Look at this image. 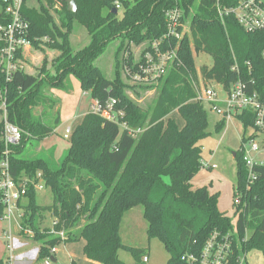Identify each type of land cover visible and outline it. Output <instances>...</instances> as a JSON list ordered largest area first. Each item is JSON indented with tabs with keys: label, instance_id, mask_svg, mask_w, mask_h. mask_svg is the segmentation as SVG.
Wrapping results in <instances>:
<instances>
[{
	"label": "trees",
	"instance_id": "1",
	"mask_svg": "<svg viewBox=\"0 0 264 264\" xmlns=\"http://www.w3.org/2000/svg\"><path fill=\"white\" fill-rule=\"evenodd\" d=\"M74 1L75 13L67 11L64 0H35L32 6L24 7L30 37L39 39L32 43L33 47L58 52L52 61L54 71L51 74L43 66L34 76L21 69L12 81L3 83L7 119L23 133L20 144L11 147L12 175L37 181L40 173L52 193L51 205L40 207L30 186L19 205L23 211L21 233L39 245L38 259L49 256L50 249L61 244L50 229H41L47 211L57 222L55 230L65 232L67 243L85 241L83 254L88 260L123 264L119 259L121 250L142 258V251L124 245L119 233L125 212L138 206L143 208L148 239L159 240L169 255L166 264H198L182 258H198L213 233L230 234L236 255L256 251L264 258V167L254 169L256 179L248 185L243 154H235L233 194H240V203L233 204L232 218L218 209V194L210 193L206 187L192 189L190 184L202 168L199 143L209 136L206 107L194 102L197 72L193 50L213 59L211 68H202L203 77L225 87L239 77L231 71L234 59L242 73L249 62L252 77L264 93V30L246 33L232 15L221 22L215 10L217 0H126L121 17L112 14L107 0ZM219 1L225 7L238 2ZM175 6L182 9L183 21L190 20L189 33L180 41H169L171 46L179 43L178 60L155 86L151 106L143 109L126 95L128 86L120 71L116 69L113 78L108 79L96 61L115 41H119L118 53L131 57L129 43L150 46L161 39L166 33L164 12ZM3 20L0 10V23ZM74 22L85 28L90 38L79 50H74L70 40ZM43 38L47 42L40 41ZM123 64L124 58L121 71ZM66 74H72L92 99L101 103L115 99L116 109L124 111L122 120L144 131L132 138L117 124L87 112L73 130L59 163L53 156L52 160L24 157L26 142L51 137L59 125L58 113L51 127L36 119L33 110L53 102L42 94L45 83L59 86ZM174 112L183 122L181 127L170 118ZM237 119L245 129L253 123L249 116L239 115ZM224 123L220 120L216 124V132ZM2 130L0 124V157L5 149ZM2 215L0 202V219ZM0 264L6 263L0 259Z\"/></svg>",
	"mask_w": 264,
	"mask_h": 264
},
{
	"label": "built area",
	"instance_id": "2",
	"mask_svg": "<svg viewBox=\"0 0 264 264\" xmlns=\"http://www.w3.org/2000/svg\"><path fill=\"white\" fill-rule=\"evenodd\" d=\"M35 0H0V10L4 15V20L0 23V124L3 125L2 140L5 146L0 157V202L3 206L1 223H5L6 231L4 237L7 240L6 248L9 257L6 264H15L17 256L14 252L21 246L14 237L13 227L16 225V213L18 212L20 221L18 229L22 232V216L20 202L28 192V188L33 186L34 190L43 189L45 183L41 174L34 178H15L12 175L10 153L11 147L17 146L22 140L23 133L7 119V99L6 90L3 83L12 81L17 71L21 70V54L25 50L33 47L32 43L39 39H31L30 23L23 15L24 7L30 6ZM111 3L112 10H116V15H122L125 10L126 0H107ZM215 10L218 19L223 22L228 16H233L238 25L246 32L253 33L264 30V0H238L233 7H225L217 0ZM166 21V33L159 40L153 41L150 46L142 43L139 46L138 57L134 59L133 54L124 56L122 67L124 77L137 85L156 86L168 74L173 64L178 60L179 43L171 46L169 41L175 39L180 41L188 33L183 21V11L179 7H171L164 12ZM47 41L43 38L40 41ZM133 43V42H132ZM166 46L165 48H163ZM264 55V53H263ZM130 58V59H129ZM231 71L236 73L238 79L228 87L215 80H207L200 77L193 82L196 92L194 102L198 101L205 105L208 110L218 116L220 120H231L239 115L252 118V125L248 126L249 135L242 137L240 151L243 154V161L248 170V185L252 184L256 175V167H264V93L258 89L257 82L253 79V68L249 62L246 63V71L241 72L238 63L234 59ZM215 83L212 87L208 82ZM117 101L113 98L104 103L91 99L88 113L102 117L103 119L117 124L121 131H126L132 138H137L144 128L133 129L124 122V111L116 109ZM72 127L65 129L64 138L70 139L73 133ZM209 167V165H207ZM215 169L216 166H210ZM240 203V194L233 197V204ZM57 222L54 221L50 228V234L59 237L60 243H67V237L63 230L56 231ZM25 232V231H24ZM29 235H32L28 231ZM58 246L52 247L49 256L39 258V248L31 250L32 264H55ZM142 262L149 261L147 255L142 256ZM182 260L198 264H247L246 253L236 255L232 247V237L230 234L220 236L213 233L208 239L199 257L185 256Z\"/></svg>",
	"mask_w": 264,
	"mask_h": 264
},
{
	"label": "rangeland",
	"instance_id": "3",
	"mask_svg": "<svg viewBox=\"0 0 264 264\" xmlns=\"http://www.w3.org/2000/svg\"><path fill=\"white\" fill-rule=\"evenodd\" d=\"M32 4H34V1H31L30 6ZM189 21L187 19L185 23L187 33ZM72 29L73 33L70 40L74 50H79L89 43L90 38L85 28L76 22L73 23ZM42 42L47 41L44 40ZM118 47L119 41L108 45L97 59L96 65L108 79L113 78L116 69L119 70L123 82L128 86L125 91L128 98L143 109H146L151 106L156 97V87L153 85H137L124 77L123 70L121 71V60L126 56V53H118ZM129 47L134 59H136L139 46L131 42ZM193 53L198 81L200 77H203L202 68H211L213 59L205 52L196 53L193 50ZM57 55L58 52L50 48H45L44 51H41L32 47L25 52L21 62V69L28 74L36 76L44 66L52 74L54 71L52 61ZM117 64L119 65L116 66ZM208 84L212 87L216 86L211 81ZM42 94L53 102L34 108L33 116L44 124L53 127L55 113H58L60 123L50 138L26 142L23 156L28 159L43 158L46 160H52L51 156H53L55 163H59L66 147V144L60 142L61 140L63 141L65 129L67 127L75 128L82 122L92 97L90 93L81 90L79 81L72 74H66L59 86L45 83ZM205 109L208 116L207 132L209 136L199 143L202 148V168L191 180L190 184L192 189L206 187L210 193L218 194V209L232 218L234 213L233 192L236 182V163L233 154L240 151L241 139L243 135H249L250 130L248 128L245 129L238 119L232 118L231 120H226L221 130L216 132L215 126L220 121V118L211 113L207 107ZM170 118L175 119L178 125L182 126L183 122L177 112H174ZM68 141L64 140V143L69 144ZM212 165H215L216 168L211 169L210 166ZM35 202L40 207L50 206L52 203L51 190L46 186L43 189H36ZM18 214L17 212L16 225L14 226L16 234L19 230L18 224L20 221ZM44 216L45 219H42L43 221L40 223L41 228L52 226V219H54L52 214L47 211ZM119 233L124 245L142 251L143 255H147L149 259L147 263H143L141 258L136 259L129 250H121L119 251V259L123 264H166L169 255L162 243L156 239L149 240L147 237V223L143 217V208L141 206L125 212L121 220ZM15 237L20 240L17 235ZM58 249L60 251L58 254L59 259H64L68 253L82 259V241L60 244ZM2 253L3 249L0 247V254ZM246 261L247 264H264V258L256 251L246 253ZM87 264L90 263L87 262Z\"/></svg>",
	"mask_w": 264,
	"mask_h": 264
},
{
	"label": "crops",
	"instance_id": "4",
	"mask_svg": "<svg viewBox=\"0 0 264 264\" xmlns=\"http://www.w3.org/2000/svg\"><path fill=\"white\" fill-rule=\"evenodd\" d=\"M29 49L25 50V52H27ZM25 55V53H24ZM23 55V56H24ZM90 105V104H89ZM89 108V107H88ZM88 112V111H87ZM76 128V127H75ZM73 128V129H75ZM64 136V135H63ZM50 138V137H49ZM48 139V138H47ZM64 140H67L68 139H65L63 137V141L61 140L60 142H62L63 144H66V147L64 148V151L66 150V148L69 147L70 144H67V143H64ZM69 142V141H68ZM132 210V209H131ZM50 214V213H49ZM49 216V215H48ZM52 218V217H51ZM43 219H45V216H43ZM43 221V220H42ZM41 221V222H42ZM55 220L52 219V223L54 222ZM51 223V224H52ZM50 229L51 228V225L50 226H47V227H43L41 229ZM6 231V225L4 223H1L0 222V247H2L3 249V253L0 254V259H2L3 261L6 262V259L9 257V253L7 251V248H6V244H7V240L6 238L4 237V233ZM13 231H14V237L17 235L20 240H18L19 244L21 246H19V249H17V251L14 252V255L17 256L16 259H15V264H32V261H31V256L28 255V253L33 250V249H37L39 248V245L35 242H33L30 238H27L24 234H22L19 230L17 231V234H16V231L14 230V227H13ZM82 241V259L80 257H76L70 253L67 254V256H65L64 259H59L58 258V254H59V249H58V252L56 254V263L55 264H87V262H89L90 264H97L91 260H88L84 254H83V248L85 246V241L83 240H80Z\"/></svg>",
	"mask_w": 264,
	"mask_h": 264
},
{
	"label": "water",
	"instance_id": "5",
	"mask_svg": "<svg viewBox=\"0 0 264 264\" xmlns=\"http://www.w3.org/2000/svg\"><path fill=\"white\" fill-rule=\"evenodd\" d=\"M64 2L66 3L67 5V11L70 12V13H75L76 10H77V6H76V3L74 0H64ZM116 10L113 9L112 10V14L113 15H116ZM235 157V154H233V158Z\"/></svg>",
	"mask_w": 264,
	"mask_h": 264
}]
</instances>
